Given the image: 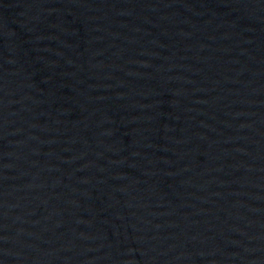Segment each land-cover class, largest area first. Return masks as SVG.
I'll return each instance as SVG.
<instances>
[{
    "label": "water",
    "instance_id": "1",
    "mask_svg": "<svg viewBox=\"0 0 264 264\" xmlns=\"http://www.w3.org/2000/svg\"><path fill=\"white\" fill-rule=\"evenodd\" d=\"M0 264H264V0H0Z\"/></svg>",
    "mask_w": 264,
    "mask_h": 264
}]
</instances>
